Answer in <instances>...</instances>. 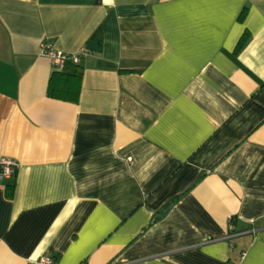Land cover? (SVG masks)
Listing matches in <instances>:
<instances>
[{"label":"crops","instance_id":"0c3cea01","mask_svg":"<svg viewBox=\"0 0 264 264\" xmlns=\"http://www.w3.org/2000/svg\"><path fill=\"white\" fill-rule=\"evenodd\" d=\"M1 158L0 264H264V0H0Z\"/></svg>","mask_w":264,"mask_h":264},{"label":"trees","instance_id":"16d2710c","mask_svg":"<svg viewBox=\"0 0 264 264\" xmlns=\"http://www.w3.org/2000/svg\"><path fill=\"white\" fill-rule=\"evenodd\" d=\"M246 35L244 34L237 48H241L245 43ZM83 74V67L80 64H75L71 60L65 61L62 68H56L50 74L47 84V96L55 99H60L69 102H77L81 88V79ZM7 194L9 196L13 193L14 185L6 186ZM178 197L167 201L159 210L153 215V221L164 216L171 206L175 203Z\"/></svg>","mask_w":264,"mask_h":264},{"label":"built area","instance_id":"2783aa9c","mask_svg":"<svg viewBox=\"0 0 264 264\" xmlns=\"http://www.w3.org/2000/svg\"><path fill=\"white\" fill-rule=\"evenodd\" d=\"M41 52L49 57L56 68H62L65 61L71 60L75 64H80L81 53H63L61 51L55 50L49 41H43L41 43ZM130 160V158H128ZM16 162L9 158L0 159V180H12L16 173ZM232 229V227H229ZM42 263L52 264V258L41 259Z\"/></svg>","mask_w":264,"mask_h":264}]
</instances>
